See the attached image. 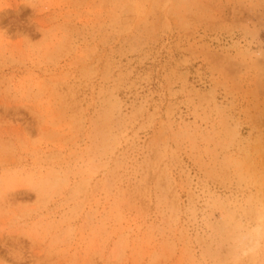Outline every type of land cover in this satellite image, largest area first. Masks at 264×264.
I'll return each mask as SVG.
<instances>
[{"label":"rangeland","instance_id":"374dc122","mask_svg":"<svg viewBox=\"0 0 264 264\" xmlns=\"http://www.w3.org/2000/svg\"><path fill=\"white\" fill-rule=\"evenodd\" d=\"M0 264H264V0H0Z\"/></svg>","mask_w":264,"mask_h":264}]
</instances>
